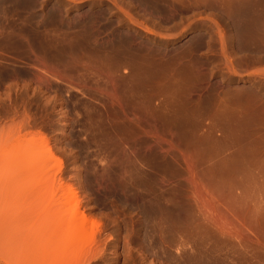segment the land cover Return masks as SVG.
<instances>
[{"label": "rangeland", "instance_id": "rangeland-1", "mask_svg": "<svg viewBox=\"0 0 264 264\" xmlns=\"http://www.w3.org/2000/svg\"><path fill=\"white\" fill-rule=\"evenodd\" d=\"M0 264H264V0H0Z\"/></svg>", "mask_w": 264, "mask_h": 264}, {"label": "bare ground", "instance_id": "bare-ground-1", "mask_svg": "<svg viewBox=\"0 0 264 264\" xmlns=\"http://www.w3.org/2000/svg\"><path fill=\"white\" fill-rule=\"evenodd\" d=\"M233 130V129H232Z\"/></svg>", "mask_w": 264, "mask_h": 264}]
</instances>
